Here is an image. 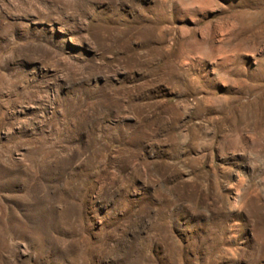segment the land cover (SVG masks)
Returning <instances> with one entry per match:
<instances>
[{
  "label": "rangeland",
  "instance_id": "obj_1",
  "mask_svg": "<svg viewBox=\"0 0 264 264\" xmlns=\"http://www.w3.org/2000/svg\"><path fill=\"white\" fill-rule=\"evenodd\" d=\"M0 264H264V0H0Z\"/></svg>",
  "mask_w": 264,
  "mask_h": 264
}]
</instances>
